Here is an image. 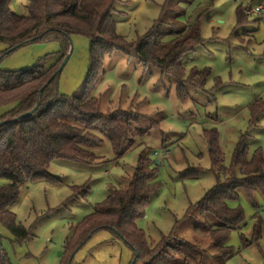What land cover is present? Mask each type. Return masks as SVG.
Returning <instances> with one entry per match:
<instances>
[{
    "label": "rangeland",
    "instance_id": "374dc122",
    "mask_svg": "<svg viewBox=\"0 0 264 264\" xmlns=\"http://www.w3.org/2000/svg\"><path fill=\"white\" fill-rule=\"evenodd\" d=\"M25 5L26 0L10 3L12 11L19 15L28 14ZM245 5L264 6V0L116 1L113 12L116 30L128 41L145 34L163 6L180 9L182 21L201 14L203 41L180 61L186 74L191 69H208L210 74L202 88L186 85L183 101L171 81L158 82L162 75L158 68L119 54L106 57L104 72L92 89L101 111L119 106L127 108L132 103L133 107L139 104L140 112L150 119H162L148 131L136 133L133 145L121 155L103 138L101 143L89 148L96 158L94 162L55 159L48 171L57 181L40 180L20 187L18 199L10 210L30 236L18 240L0 226V244L9 264H65L72 252L68 248L64 251L71 227L104 200L108 188L124 185L141 155L155 169L160 184L145 214L136 220L137 227L152 243L173 230L178 238L200 242L203 249L198 259H186L183 264H264V194L255 191L249 196L243 188H238V197L227 201L230 207H241L245 216L240 229L232 230L226 241L231 249L227 259L209 245L206 234L194 231L197 218L184 217L189 205L200 201L216 182L210 171L209 146L202 136L203 130H217L225 166L230 165L241 139L247 146L248 158L256 148L264 155V112L256 118L250 112L255 101L264 102V17L253 14L239 23L237 9ZM70 40L71 49L58 74L57 88L62 94L77 96L83 90L89 69V40L79 34H72ZM4 49L0 43V52ZM59 49L58 41L26 43L8 54L0 53V67L19 70L42 59L47 68L58 61ZM5 110L0 106V115ZM151 123L154 122L147 118L138 125L145 129ZM190 168L200 171L182 177L181 173ZM256 210L262 221L261 236L257 242L244 246L241 234L251 240ZM206 217L212 224L218 222L213 214ZM132 258L131 248L122 239L102 230L79 248L70 262L131 264ZM135 264H142V260Z\"/></svg>",
    "mask_w": 264,
    "mask_h": 264
},
{
    "label": "trees",
    "instance_id": "16d2710c",
    "mask_svg": "<svg viewBox=\"0 0 264 264\" xmlns=\"http://www.w3.org/2000/svg\"><path fill=\"white\" fill-rule=\"evenodd\" d=\"M116 1L26 0L28 14L19 15L12 11L11 0H0V43L5 46L0 53L8 54L11 47L31 42L58 41L60 44L58 61L50 67L46 68L42 59L19 70L0 67V106L6 108L0 115V226L18 240L30 236L10 210L18 199L20 187L40 180L57 181L48 171L55 159L94 162L96 158L89 148L101 143L103 138L110 141L117 155H121L133 145L136 133L148 131L162 119H150L140 112L139 104L133 107L132 103L128 106L132 107L130 109L119 106L101 111L92 89L104 72L106 57L119 54L158 68L162 74L158 82L171 81L183 101L185 86L202 88L210 74L208 69H191L186 74L180 61L186 52L193 51L203 41L201 14L190 21H182L180 9L163 6L151 28L136 40L128 41L116 30L113 19ZM245 16L241 7L237 9L239 23ZM72 34L83 35L89 40V69L83 90L77 96L58 91L59 73H55L58 63L70 52ZM166 36L170 38L165 39ZM36 105V109L27 114ZM250 112L256 118L264 112V102L255 101ZM147 118L154 123L140 128L138 124ZM202 136L209 146L210 171L216 182L200 201L189 205L184 217L197 218L194 231L206 234L209 245L227 259L231 253L226 244L229 234L240 229L245 219L242 208L230 207L227 201L238 197V188H243L249 196L255 191L264 194V155L256 148L248 158L247 146L241 139L230 165L225 166L217 130L205 129ZM198 170L186 169L181 175L190 177ZM124 182L123 186L108 188L104 200L71 227L64 251L68 248L73 252L94 234L106 230L131 248L133 257L136 255L134 264L140 260L142 264L163 261L164 264H183L186 259H198L203 251L200 242L178 238L172 230L159 242L152 243L137 227L136 220L145 214L150 198L160 188L155 169L147 165L143 155ZM207 214H213L218 222L210 223ZM254 217L256 224L251 240L241 234L244 246L257 242L261 236L259 211L256 210ZM0 264H9L1 244Z\"/></svg>",
    "mask_w": 264,
    "mask_h": 264
},
{
    "label": "water",
    "instance_id": "95a60500",
    "mask_svg": "<svg viewBox=\"0 0 264 264\" xmlns=\"http://www.w3.org/2000/svg\"><path fill=\"white\" fill-rule=\"evenodd\" d=\"M19 46H20V44L15 45V46L11 47L10 49H8L7 52L16 49V48H18ZM67 59H68V54L63 58V60L61 61L60 65L57 67L55 73H59V72L62 70L63 66L65 65V63H66V61H67ZM36 107H37V105H36L33 109H31L30 111H28L27 114H31V113L36 109ZM78 249H79V246H78L73 252H71L70 257H69V259H68V264L70 263V261L72 260V257H73V255H74V253H75ZM133 250H134V249H133ZM135 259H136V255L133 257V259H132V261H131V264H134Z\"/></svg>",
    "mask_w": 264,
    "mask_h": 264
},
{
    "label": "built area",
    "instance_id": "2783aa9c",
    "mask_svg": "<svg viewBox=\"0 0 264 264\" xmlns=\"http://www.w3.org/2000/svg\"><path fill=\"white\" fill-rule=\"evenodd\" d=\"M243 11L246 16L256 14L258 16L264 17V6L258 5L256 7L243 6Z\"/></svg>",
    "mask_w": 264,
    "mask_h": 264
}]
</instances>
